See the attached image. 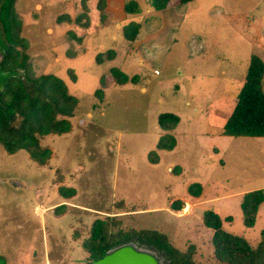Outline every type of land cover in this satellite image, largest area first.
Returning <instances> with one entry per match:
<instances>
[{"label":"rangeland","instance_id":"rangeland-1","mask_svg":"<svg viewBox=\"0 0 264 264\" xmlns=\"http://www.w3.org/2000/svg\"><path fill=\"white\" fill-rule=\"evenodd\" d=\"M97 1L87 0V10L83 0L16 1L30 73L61 77L78 103L59 115L69 132L39 137L45 164L0 144L2 264H86L93 224L108 216L126 233L158 231L182 251L196 248L200 264H217L214 230L202 218L208 210L257 244L264 203L246 228L241 202L264 188V137L220 133L252 56L264 61V0H171L158 11L147 0H108L102 14ZM128 1L140 12L127 14ZM132 22L137 38L127 37ZM109 48L116 55L98 62ZM114 66L127 83L116 82ZM209 101L221 107L219 121ZM164 113L180 122H161ZM21 123L17 116L13 124Z\"/></svg>","mask_w":264,"mask_h":264},{"label":"trees","instance_id":"trees-1","mask_svg":"<svg viewBox=\"0 0 264 264\" xmlns=\"http://www.w3.org/2000/svg\"><path fill=\"white\" fill-rule=\"evenodd\" d=\"M16 1L3 0L0 6L2 32L5 40L11 45L8 53L0 49L3 56L0 67L6 71L17 69L20 73L19 76L12 77L6 89L0 92V144L10 154L26 150L36 161L45 164L49 151L41 148L39 137L51 133L69 132L71 122L66 118H59V115H72L78 99L69 93L68 86L61 77L54 74L32 76L30 73V56L20 49V46L25 47L26 44L21 36L23 22L17 11ZM86 1L83 0V5L87 10ZM192 1L195 0H180L179 4L184 5ZM97 2V9L102 14L108 6V0ZM147 2L158 11L167 8L171 0H147ZM125 11L127 14L139 13L140 7L136 1H128L125 3ZM84 16L86 13L81 14L76 22L81 23ZM84 26L88 27L89 23ZM129 27L131 34L127 32V37L131 35L137 38L138 24L134 25L132 22L125 29ZM70 34L76 37L72 30ZM115 55V48H109L98 53L97 61L101 62L104 57L111 58ZM110 70L118 84H125L130 80L129 75L120 68L114 66ZM17 116H21L20 125L13 124ZM171 118L176 123L180 121V117L173 113H164L160 120L163 122ZM222 133L230 136L264 137V61L257 55L251 58L236 104ZM192 193L198 194L199 191L192 190ZM263 203L264 188L244 195L241 206L246 228L256 225ZM175 206L178 210L182 209L183 203L178 202ZM116 218L108 216L105 220L98 219L93 224L91 234L84 244L89 252V261L86 264H94L108 251L137 238L161 250L165 254L167 264H200L195 258L196 248L182 251L171 243L165 234L158 231L126 233L116 229L120 225V220ZM202 218L204 224L214 230L212 244L217 264H264V229L261 231L259 242L253 244L244 235L224 229L223 219L214 211L208 210L203 213ZM226 220L233 221V217L228 216ZM0 264H2L1 255Z\"/></svg>","mask_w":264,"mask_h":264},{"label":"water","instance_id":"water-1","mask_svg":"<svg viewBox=\"0 0 264 264\" xmlns=\"http://www.w3.org/2000/svg\"><path fill=\"white\" fill-rule=\"evenodd\" d=\"M3 0H0V6ZM0 49L5 53L10 52L11 45L5 40L0 24ZM19 70L6 71L0 67V92L6 89L8 81L19 76ZM172 171V169H170ZM94 264H164L163 258L157 252L139 247L136 243L130 242L115 247L106 255L95 261Z\"/></svg>","mask_w":264,"mask_h":264},{"label":"crops","instance_id":"crops-1","mask_svg":"<svg viewBox=\"0 0 264 264\" xmlns=\"http://www.w3.org/2000/svg\"><path fill=\"white\" fill-rule=\"evenodd\" d=\"M170 3H171V2H170ZM170 3H169V4H170ZM178 4H179V3H178ZM215 101H216V100H215ZM215 101H209V107H208V108L211 109V110H213V111H209V114L212 115V118H211V119H213V117H216V118H215V121H219V120L217 119V114H218L217 112L220 113V112H222V111H221V109H220L221 107L216 109V108H213V107L211 106ZM231 101H233V100H232V99H231V100H229V99L227 100V99H226V100H222V103H225V102H226V103L224 104V106L227 107V106H228L227 104H228L229 102H231ZM235 101H237V100H235ZM235 101H233V104H234V105H233V106L231 105V106H232V110H231V112H230V115H231V113H232V111H233V109H234V106H235V104H236ZM215 105H216V102L214 103V106H215ZM231 106H230V107H231ZM225 121H227V120H225ZM179 122H180V121H179ZM226 123H227V122H226ZM226 123H225V124H226ZM224 126H225V125H224ZM224 126H222L221 128L224 129ZM223 129H222V130H223ZM215 133H217V132H215ZM220 134L224 135L223 133H220ZM172 170H173V168H172Z\"/></svg>","mask_w":264,"mask_h":264},{"label":"built area","instance_id":"built-area-1","mask_svg":"<svg viewBox=\"0 0 264 264\" xmlns=\"http://www.w3.org/2000/svg\"><path fill=\"white\" fill-rule=\"evenodd\" d=\"M159 74V72H157Z\"/></svg>","mask_w":264,"mask_h":264}]
</instances>
